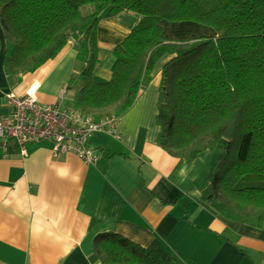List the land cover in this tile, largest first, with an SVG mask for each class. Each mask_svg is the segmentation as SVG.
<instances>
[{
  "label": "trees",
  "instance_id": "obj_1",
  "mask_svg": "<svg viewBox=\"0 0 264 264\" xmlns=\"http://www.w3.org/2000/svg\"><path fill=\"white\" fill-rule=\"evenodd\" d=\"M92 5L83 14L81 6ZM127 10L137 21L111 50L108 80H97V26ZM211 27L212 36L178 40L161 21ZM3 67L32 72L70 41L80 71L68 81L72 107L99 120L118 118L151 79L164 54L157 144L192 159L218 144L201 200L226 219L264 227V0H0ZM99 264H177L154 239L142 246L118 233L95 236Z\"/></svg>",
  "mask_w": 264,
  "mask_h": 264
},
{
  "label": "crops",
  "instance_id": "obj_2",
  "mask_svg": "<svg viewBox=\"0 0 264 264\" xmlns=\"http://www.w3.org/2000/svg\"><path fill=\"white\" fill-rule=\"evenodd\" d=\"M137 18L124 10L98 21L97 80L109 79L111 50ZM161 26L165 33L183 28L214 35L192 22L163 20ZM3 48L0 29V118L9 112L7 92L33 91L43 104L72 107L68 81L80 71L72 41L36 70L11 79L4 72ZM169 57L155 61L150 81L118 117L115 134L89 138L95 163L71 152L54 155L49 141L27 143L24 153L0 143V264H99L90 255L103 232L142 246L157 239L177 264H264V227L226 219L201 200L222 147L186 159L157 144L159 84Z\"/></svg>",
  "mask_w": 264,
  "mask_h": 264
},
{
  "label": "built area",
  "instance_id": "obj_3",
  "mask_svg": "<svg viewBox=\"0 0 264 264\" xmlns=\"http://www.w3.org/2000/svg\"><path fill=\"white\" fill-rule=\"evenodd\" d=\"M9 112L0 118L1 145L5 150L18 149L24 153V145L49 141L54 155L71 152L84 163H95L98 155L88 140L97 132L115 134L118 118L105 116L94 119L73 107L41 103L33 91L18 96L7 92Z\"/></svg>",
  "mask_w": 264,
  "mask_h": 264
},
{
  "label": "rangeland",
  "instance_id": "obj_4",
  "mask_svg": "<svg viewBox=\"0 0 264 264\" xmlns=\"http://www.w3.org/2000/svg\"><path fill=\"white\" fill-rule=\"evenodd\" d=\"M92 8H93L92 5H85V6H81L80 7V10H81V12L83 14H85V13L91 12L92 11ZM206 27H208V26H206ZM164 31H165V29L163 28V33L165 34L166 37H168V38H174V39H178V40L193 39V38H199L201 36H207V34L206 33H203V32L193 35V32L194 31L180 30L179 28H177L174 31H170V32L167 31L166 33ZM183 32H186V33L192 32V35H186V36L181 35L180 36L179 34H185ZM66 97L67 98H66L65 102L68 103V104H70L69 97L68 96H66ZM217 146H221V145L218 144Z\"/></svg>",
  "mask_w": 264,
  "mask_h": 264
},
{
  "label": "bare ground",
  "instance_id": "obj_5",
  "mask_svg": "<svg viewBox=\"0 0 264 264\" xmlns=\"http://www.w3.org/2000/svg\"><path fill=\"white\" fill-rule=\"evenodd\" d=\"M180 30H185V29H183V28H179ZM183 33H185V34H179L180 36L181 35H183V36H186V35H188L189 33H186V32H183Z\"/></svg>",
  "mask_w": 264,
  "mask_h": 264
}]
</instances>
